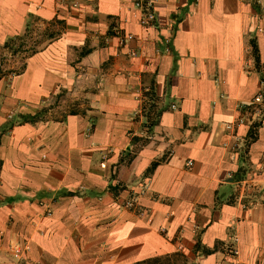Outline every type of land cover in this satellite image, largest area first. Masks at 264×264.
<instances>
[{
    "label": "crops",
    "instance_id": "obj_1",
    "mask_svg": "<svg viewBox=\"0 0 264 264\" xmlns=\"http://www.w3.org/2000/svg\"><path fill=\"white\" fill-rule=\"evenodd\" d=\"M154 4L0 0V264H264V0Z\"/></svg>",
    "mask_w": 264,
    "mask_h": 264
},
{
    "label": "rangeland",
    "instance_id": "obj_2",
    "mask_svg": "<svg viewBox=\"0 0 264 264\" xmlns=\"http://www.w3.org/2000/svg\"><path fill=\"white\" fill-rule=\"evenodd\" d=\"M42 32L32 31L8 40L0 47V75L7 73L13 76L23 66L24 57L32 51L38 41L42 39ZM18 56L17 62L12 63V58ZM163 264H186L187 259L182 257H168L162 259Z\"/></svg>",
    "mask_w": 264,
    "mask_h": 264
},
{
    "label": "built area",
    "instance_id": "obj_3",
    "mask_svg": "<svg viewBox=\"0 0 264 264\" xmlns=\"http://www.w3.org/2000/svg\"><path fill=\"white\" fill-rule=\"evenodd\" d=\"M133 6L138 12V22L143 27H150L155 26L157 18L155 13V4L154 0H133ZM132 38L131 34L124 35L121 38V41L130 40ZM174 108V105L172 106ZM246 106L244 104H241L239 108L246 109ZM240 122L244 121L242 119L239 120ZM226 129L231 128V124H226ZM27 247L26 246H20L15 245L12 247V255L13 258L16 260H19L23 257Z\"/></svg>",
    "mask_w": 264,
    "mask_h": 264
},
{
    "label": "trees",
    "instance_id": "obj_4",
    "mask_svg": "<svg viewBox=\"0 0 264 264\" xmlns=\"http://www.w3.org/2000/svg\"><path fill=\"white\" fill-rule=\"evenodd\" d=\"M252 50L254 52V55L256 56L257 54V48H256V45L252 42ZM256 60H258V57L256 56ZM257 123H254L252 124L250 127V133H255L256 131V127H257ZM165 258V257H153V258H149V259H146V260H142V261H138L136 262L135 264H163V261L162 259Z\"/></svg>",
    "mask_w": 264,
    "mask_h": 264
}]
</instances>
